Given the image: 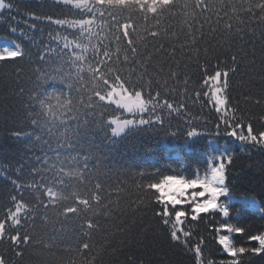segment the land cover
I'll return each instance as SVG.
<instances>
[{"label":"snow or ice","instance_id":"1","mask_svg":"<svg viewBox=\"0 0 264 264\" xmlns=\"http://www.w3.org/2000/svg\"><path fill=\"white\" fill-rule=\"evenodd\" d=\"M53 3L62 9L58 14L43 17L27 14L30 19L42 20L52 26V31L48 33V42L40 47L36 61L39 66L34 69L38 77L33 95L29 97L32 110L26 114L29 130L21 127L11 134L14 139L27 142L28 149L33 151V155L28 157L33 166L28 179H23L22 166L15 170L16 178L7 175V169L0 172L12 185L8 202L0 212V244H10L11 251L22 257L32 241L27 225L35 219L37 207L47 210L67 202L70 206L62 209L63 216L67 218L79 216L81 211H89L92 203L99 202L96 193L92 194L91 203L87 195L77 192L66 195L70 185L65 180L74 176L68 161L60 154L71 149L69 135L81 130L79 117L82 110L94 115L93 110L97 106L109 109L114 105L112 111L100 115L112 138L140 128L162 129L172 137L183 135L186 143L212 137L203 172L196 169L191 176H186L168 169L167 172L172 174H167L155 167V162H152L150 170L143 168L138 171L141 179L147 178L142 187L152 197L149 204L158 206L155 215L167 230L168 241L190 253L192 264H214L205 255L207 245L204 238L193 239L194 230L190 227L199 223L204 214L211 213L222 218L218 225L213 222L212 227L217 244L228 257L219 264H250L253 257L264 258V228L246 235L248 246L234 242V236H243L247 228L229 222L233 208L227 169L233 156L221 151L216 143L219 138L230 137L245 146L264 149V77H261L258 91L253 94L250 87L244 96V102L259 112L241 109L231 96V78L237 75L247 58L243 48L239 54L229 48L231 54L228 59L218 60L211 70L207 59L199 65L203 86L199 89L195 85L190 87L191 78L171 67L166 75L163 68L150 72V57L140 73L135 70L126 73L120 65L136 62L137 46L133 41L140 38L137 21L145 22L143 30L147 37L160 39L161 21L166 15H175L172 8L177 6L176 0H53ZM193 5L201 12L210 11L206 0H189L181 7ZM12 8V3L0 0V11ZM213 14L217 21H227L222 25L225 32H235L243 39V32L249 36L255 34L254 28L243 27L245 18L248 24H264V0H225ZM150 20L153 23L149 28ZM28 27L35 30L37 25L32 23ZM10 30L17 31L15 28ZM211 30L217 31L216 28ZM200 39H203V33ZM122 44L126 45V51ZM184 47L194 49L187 54H194L199 60L195 37L190 45ZM176 51L174 46L166 49L160 44L157 54L165 52L178 69ZM128 53H131V59ZM252 57H255L254 47ZM24 59H30V52L20 43L0 46V64H16ZM133 75H136L135 80ZM57 80L68 82L67 91L61 90L63 83H54ZM73 82L81 87L74 89ZM201 100L216 113L214 132L199 127V122L189 111ZM124 112L132 118H122ZM174 118H184V127L172 125ZM73 124L76 128L72 127ZM87 126L88 121L85 120L82 130L88 132ZM26 193L34 196L36 204L25 199ZM80 227L85 230L82 234L88 235L96 225L88 218ZM82 248L87 250L88 245L85 243ZM0 264H12L7 249L0 253ZM130 264H135L133 258H130Z\"/></svg>","mask_w":264,"mask_h":264},{"label":"trees","instance_id":"2","mask_svg":"<svg viewBox=\"0 0 264 264\" xmlns=\"http://www.w3.org/2000/svg\"><path fill=\"white\" fill-rule=\"evenodd\" d=\"M7 2L12 3L13 8L0 11V39L20 43L30 52V59L16 64H0V172L7 169V175L16 178L15 170L22 166L23 179H28V173L33 166L28 157L33 155V151L28 149L26 141H18L11 134L21 127L29 130L26 114L32 110L29 97L33 95L38 77L34 69L39 66L36 61L40 47L48 42V33L52 31V26L42 20L30 19L27 14L35 13L43 17L52 13L58 14L62 9L50 0ZM206 2L210 11L205 13L194 5L189 8L181 7L189 3V0H176L177 6L172 8L175 15H166L161 21V38L157 40L147 37L143 30L145 22L138 20L140 38L133 41L137 46L136 62L121 64L120 67L126 73L128 70L140 73L143 64L150 57V72L163 68L166 75L171 67L191 78L190 87L195 85L199 89L203 87L199 65L204 64L207 59L211 70V66L218 60L228 59L231 54L229 48L238 54L243 48L247 58L243 60V66L237 75L231 78V96L241 109L259 112V109L244 102V96L248 94L250 87L253 94L258 91L261 77H264V24H248L245 18L243 27L254 28L255 34L249 36L247 32H243L244 38L240 39L235 32H225L222 25L227 21H217L213 14L225 0ZM32 23L37 25L35 30L28 27ZM152 23L150 20L147 27L150 28ZM233 25L235 28V19ZM12 28L17 31L12 32ZM212 28L217 31L213 32ZM201 33L203 39H200ZM193 37L199 49L198 61L194 54H187L195 50L184 47L192 43ZM160 44L166 49L170 46L176 47L175 59L180 65L178 69L165 52L157 54ZM121 47L127 50L126 45L122 44ZM253 47L255 57H252ZM128 55L131 59V53ZM253 60L254 63L251 62ZM132 79L135 80L136 75ZM54 83H63L64 88L61 90L67 91V81L57 80ZM169 83L172 84V81ZM79 87L81 85L73 82L74 89ZM114 108V105L109 109L97 106L93 110L94 115L82 110L83 114L79 117L81 130L69 135L71 149L60 154L62 159L68 161L74 176L71 180H65L70 185L66 195L71 192L87 195L91 203L92 194L96 193L99 202L92 203L89 211H81L79 216L67 218L62 214L63 207L70 206L67 202L47 210L37 207L35 219L27 225L32 241L24 250V255L17 257L11 251L10 244H0V253L7 249L12 264H130V258L134 259L135 264H192L190 253L168 241L167 230L155 215L159 210L158 206L149 204L152 197L142 187L147 178L141 179L138 171L143 168L150 170L152 162H155V167L167 174H172L167 172L168 169L182 172L186 176H191L196 169L203 172L212 137L186 143L183 135L172 137L166 135L162 129L140 128L112 138L103 126L100 115ZM189 111L199 122V127L214 132L216 113L204 100L190 107ZM116 114L120 115L119 112ZM183 119L174 118L171 124L183 128ZM85 120L88 121V132L82 130ZM72 127L76 128V125L73 124ZM216 143H228L227 153L233 156L227 169L232 196L248 198L260 206L261 212H257L239 203L232 205L233 212L229 222L247 228L243 236H234V242L248 246L246 235L264 228V149L245 146L230 137L219 138ZM11 189L12 185L5 175H0V212L8 202V192ZM25 199L36 204L30 193L25 194ZM88 218L93 220L96 227L88 235H83L85 230L80 225ZM221 219L220 216L209 213L204 214L199 223L190 225L194 230L193 239L204 238L207 245L204 249L205 255L214 264L228 259L212 231L213 222L218 225ZM85 243L88 245L87 250L82 248ZM250 264H264V258L253 257Z\"/></svg>","mask_w":264,"mask_h":264},{"label":"rangeland","instance_id":"3","mask_svg":"<svg viewBox=\"0 0 264 264\" xmlns=\"http://www.w3.org/2000/svg\"><path fill=\"white\" fill-rule=\"evenodd\" d=\"M50 1H53V0H50ZM9 43H12V42H10V41L0 40V46H4L5 44H9ZM122 118H128V119H131L132 116H131L130 114L124 112V113L122 114ZM117 138H118V137H117ZM224 148H226V147H221V148H219V149H220L221 151H225ZM231 200H232V204H235L236 202H239L236 198H234V197H232V196H231ZM240 203H241V204H247V201H246V200H243V201H240Z\"/></svg>","mask_w":264,"mask_h":264},{"label":"bare ground","instance_id":"4","mask_svg":"<svg viewBox=\"0 0 264 264\" xmlns=\"http://www.w3.org/2000/svg\"><path fill=\"white\" fill-rule=\"evenodd\" d=\"M1 40V39H0Z\"/></svg>","mask_w":264,"mask_h":264}]
</instances>
